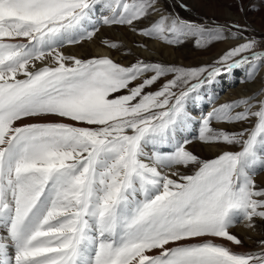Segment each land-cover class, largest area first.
Here are the masks:
<instances>
[{
    "label": "snow or ice",
    "instance_id": "6c2138e0",
    "mask_svg": "<svg viewBox=\"0 0 264 264\" xmlns=\"http://www.w3.org/2000/svg\"><path fill=\"white\" fill-rule=\"evenodd\" d=\"M158 11L159 0H0V264H264V240L238 252L231 232L264 220L254 180L264 172V98L199 117V141L221 148L214 158L187 148L190 106L206 88L264 67L256 41L192 68L62 51L101 23L172 46L227 38L224 26L171 13L136 27Z\"/></svg>",
    "mask_w": 264,
    "mask_h": 264
},
{
    "label": "rangeland",
    "instance_id": "374dc122",
    "mask_svg": "<svg viewBox=\"0 0 264 264\" xmlns=\"http://www.w3.org/2000/svg\"><path fill=\"white\" fill-rule=\"evenodd\" d=\"M181 4L187 5V10L181 7ZM233 7H236L237 13H234ZM231 8V9H230ZM102 11V10H101ZM160 13L172 15H178L179 17L193 21L200 24L211 25L213 22L224 26L225 35L227 38L213 41L209 43L204 48H198L195 46L194 42L189 41L179 46H172L164 44L158 40H151L145 38L143 36L138 35L133 32L128 26H106L102 25L103 28L113 27V31L118 33L116 36V41H112L107 38L104 41H109L112 43H116L118 48L111 49L115 54L122 55V60H118L117 57L109 54H105L104 56H108L113 59L115 62L129 66L132 63H135L137 60H143L148 63H160L163 65L169 66H177L184 68H192V67H200L204 65H211L224 51L228 50L231 47L238 45L240 42L244 43L246 40H255L256 45L253 49L254 52H264V0H232L229 2L228 0H159V11L154 13L149 17L148 20L136 24L137 28H144L148 25L150 21H155L159 19ZM239 14L241 15L240 17ZM99 15V13H98ZM232 25H239V38H235L236 40H232L234 38L231 37V32L238 31L235 28H232ZM101 27V28H102ZM100 28V29H101ZM116 29V30H115ZM99 32V31H98ZM114 33V32H113ZM240 40V41H239ZM103 41V42H104ZM129 44L126 45V42ZM231 41V42H230ZM233 41V42H232ZM89 41H83L81 43H87ZM152 42L156 45L155 50H148L150 57H142L141 54L136 53V55L132 56L129 54L130 49H138L141 46L145 49H148L146 46L147 43ZM128 46L126 50H119V45ZM156 43V44H155ZM227 43L232 44L227 48H223ZM240 43V44H241ZM82 45V44H81ZM158 45V46H157ZM67 46V45H66ZM154 50V51H153ZM147 51V50H146ZM159 53H158V52ZM134 53V50L132 51ZM87 57V58H86ZM95 56L92 55V52L88 53L86 56L80 57L81 59H89ZM102 57V56H101ZM142 57V58H141ZM144 58V59H143ZM129 61V62H128ZM235 77L234 82L230 84H226V78H222L219 81L221 82V87L219 90H214L215 87L212 85L209 88H206L203 101L201 100L199 103L203 104L201 107L199 104L190 106L191 112L194 117L193 121V136L196 137L191 140V143L187 145L188 150L190 151L192 147L198 151H193L192 153L198 156L202 160L212 159L219 153L221 148L215 146H208L203 144L198 139V129H199V117L211 111V108L215 105L218 106L220 104H224L226 102L238 101L240 99L246 98L244 94H238L237 91H249L245 88V85H248L251 88H259L258 92L253 93V95H248L247 97L256 96L257 99L264 98V67L259 68L254 76L249 79L248 71L245 69H240L236 71L231 77ZM230 77V76H229ZM163 82V78L161 83ZM225 83V84H224ZM253 85V86H252ZM155 90V89H151ZM215 91V92H214ZM209 97L215 98L214 104L209 103ZM228 97V98H227ZM214 127L220 129L225 128L229 132L239 131L240 126H228V125H220L213 124ZM247 127H251V125H246ZM198 144V146H196ZM223 147V146H221ZM214 151L213 154L208 155L211 149ZM229 150H237V149H229ZM201 151L206 152L208 156H201ZM215 153V154H214ZM184 171H183V170ZM185 174H192V168H188V172L185 171V168L180 169ZM264 177V172H258L254 177L255 183L258 187H264L263 181L261 179ZM239 228V230H238ZM232 234L237 236L239 239L243 241V245L235 246L233 245V249L238 252H252L260 250V241L264 240V220L260 218H254V227H247V222H241L234 227L231 228ZM233 230H235L233 232ZM241 231V232H239ZM250 232V233H249ZM247 234L248 236L245 237ZM251 234V235H250ZM251 236V237H250ZM247 239V240H246ZM252 239V240H251ZM254 244V245H253ZM240 247V248H239Z\"/></svg>",
    "mask_w": 264,
    "mask_h": 264
},
{
    "label": "bare ground",
    "instance_id": "6f19581e",
    "mask_svg": "<svg viewBox=\"0 0 264 264\" xmlns=\"http://www.w3.org/2000/svg\"><path fill=\"white\" fill-rule=\"evenodd\" d=\"M229 2H232V0H228ZM231 9V8H230ZM233 10H234V13L236 12L237 14L236 15H238V12L236 11V7H233L232 8ZM241 15L239 14V16L238 17H240ZM100 28L102 27V25L100 24V26H99ZM114 27V26H113ZM113 27H110V29L108 28V27H105V28H101L100 30H99V32H97L96 33V35L93 37V39L92 40H90L89 42H87V43H80V44H75V45H67V46H65L63 49H62V51H63V53L65 54V55H70V56H76L77 58H80V57H83V56H86L88 53H90V52H92V55L93 56H95V57H101V56H104L106 53L107 54H109V55H112V53L114 54V56L115 57H117V59L118 60H122V55H119V54H115L114 53V51L112 52V50H110V49H108L107 47H106V45L103 43V41H104V39H107V38H109V39H111L112 41H115L116 43H117V39H116V36L118 35V33H116L115 31H113ZM116 30V29H115ZM114 32V33H113ZM232 40H236V39H232ZM240 41V40H239ZM126 42V41H125ZM231 42V41H230ZM233 42V41H232ZM241 43V42H240ZM239 43V44H240ZM82 44V45H81ZM127 44H129V42H126V45ZM156 44V43H155ZM126 45H121V43H120V47H119V50H121V49H123V50H127L128 51V49H127V47L128 46H126ZM232 44H230V43H227L225 46H223V48H227V47H229V46H231ZM146 46H148V49H145L144 50V48L141 46L140 48H138V49H134L133 48V50H134V53L132 52L133 50H131L130 49V51H129V54L130 55H132V56H134V55H136V53H138V54H141V52H142V57H150L149 56V51L148 50H150V49H156V48H159V47H156V45H154L152 42H150V43H147L146 44ZM158 46V45H157ZM147 50V51H146ZM153 50V51H154ZM158 52V51H157ZM159 53V52H158ZM134 54V55H133ZM113 56V55H112ZM141 57V58H142ZM87 58V57H86ZM144 59V58H143ZM129 62V61H128ZM227 81L225 82L226 84H230L231 82L233 83L234 82V80H235V77L233 76V77H227V79H226ZM224 83V84H225ZM221 85V82L220 81H218L216 84H214L213 86L215 87V91L216 90H219L221 87H219ZM253 86V85H252ZM245 88L247 89H249V91H246V92H243V91H237V93L238 94H244L246 97L248 96V95H253V93H255V92H258L259 91V88H251V87H249L248 85H245ZM247 89V90H248ZM214 91V92H215ZM228 98V97H227ZM203 101V100H202ZM199 105H200V107L203 105V104H201V103H198ZM193 121H194V117H193ZM193 123H192V125H191V131H190V133H188V135L191 137V135L193 134ZM193 136V135H192ZM196 146H198V144L196 145ZM211 149V148H210ZM196 149L194 148V147H192L191 148V152H193V151H195ZM198 150H200V149H197L196 151H198ZM214 150L213 149H211L208 153V155H212ZM215 154V153H214ZM200 155L201 156H208L207 155V153L206 152H203V151H201V153H200ZM183 170V169H182ZM184 171V170H183ZM185 171L186 172H188V168L187 169H185ZM261 181H263V183H264V177L261 179ZM238 230H239V228H238ZM232 231V230H231ZM235 230H233V232H234ZM239 232H241V231H239ZM250 233V232H249ZM246 236L245 237H247L248 235L247 234H245ZM251 235V234H250ZM251 237V236H250ZM247 240V239H246ZM252 240V239H251ZM224 243H226V244H230V242H224ZM254 245V244H253ZM233 246V245H232ZM240 248V247H239Z\"/></svg>",
    "mask_w": 264,
    "mask_h": 264
}]
</instances>
